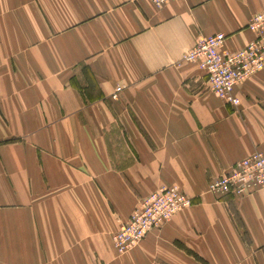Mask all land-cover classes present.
<instances>
[{
	"label": "crops",
	"instance_id": "0c3cea01",
	"mask_svg": "<svg viewBox=\"0 0 264 264\" xmlns=\"http://www.w3.org/2000/svg\"><path fill=\"white\" fill-rule=\"evenodd\" d=\"M264 0H0V264H264V186L209 184L264 151V69L235 107L184 58L255 37ZM121 87V90H117ZM193 204L126 252L160 187Z\"/></svg>",
	"mask_w": 264,
	"mask_h": 264
},
{
	"label": "built area",
	"instance_id": "2783aa9c",
	"mask_svg": "<svg viewBox=\"0 0 264 264\" xmlns=\"http://www.w3.org/2000/svg\"><path fill=\"white\" fill-rule=\"evenodd\" d=\"M163 6L170 0H151ZM247 27L255 33L248 44L234 51H221L226 34L215 33L199 39L185 56L186 61L199 65L208 77L210 87L219 97L237 107L240 99L234 89L264 69V11L254 14ZM117 90H121L119 87ZM264 186V151L255 150L237 161L223 175L214 179L212 192L244 196ZM193 204L178 185L164 186L145 196L132 211L128 221L113 235L120 252H126L142 241L148 233L161 227L180 210Z\"/></svg>",
	"mask_w": 264,
	"mask_h": 264
},
{
	"label": "rangeland",
	"instance_id": "374dc122",
	"mask_svg": "<svg viewBox=\"0 0 264 264\" xmlns=\"http://www.w3.org/2000/svg\"><path fill=\"white\" fill-rule=\"evenodd\" d=\"M209 189H210V188H209ZM210 191H211V190H210ZM192 202H193V200H192ZM170 220H171V219H170ZM170 220H169V221H170ZM167 222H168V221H167ZM122 224H123V223H122ZM122 224H121V225H122Z\"/></svg>",
	"mask_w": 264,
	"mask_h": 264
}]
</instances>
